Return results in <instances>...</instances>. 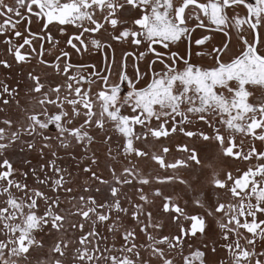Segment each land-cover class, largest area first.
Returning a JSON list of instances; mask_svg holds the SVG:
<instances>
[{
  "label": "snow or ice",
  "instance_id": "obj_1",
  "mask_svg": "<svg viewBox=\"0 0 264 264\" xmlns=\"http://www.w3.org/2000/svg\"><path fill=\"white\" fill-rule=\"evenodd\" d=\"M0 20V264H264V0Z\"/></svg>",
  "mask_w": 264,
  "mask_h": 264
},
{
  "label": "flooded vegetation",
  "instance_id": "obj_2",
  "mask_svg": "<svg viewBox=\"0 0 264 264\" xmlns=\"http://www.w3.org/2000/svg\"><path fill=\"white\" fill-rule=\"evenodd\" d=\"M6 2L11 3L12 0H6ZM0 22H2V20H0ZM21 30H22V29H21ZM5 38H6L5 36H0V51H2L3 48H4V45H3L2 41H3ZM175 142L178 143V142H179V139H177V141H175Z\"/></svg>",
  "mask_w": 264,
  "mask_h": 264
}]
</instances>
